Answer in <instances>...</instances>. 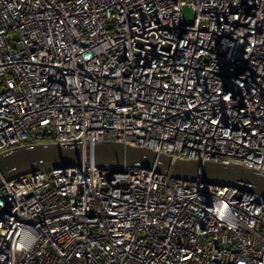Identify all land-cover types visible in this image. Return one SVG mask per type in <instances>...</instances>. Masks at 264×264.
<instances>
[{"label": "built area", "instance_id": "obj_1", "mask_svg": "<svg viewBox=\"0 0 264 264\" xmlns=\"http://www.w3.org/2000/svg\"><path fill=\"white\" fill-rule=\"evenodd\" d=\"M96 141L264 173V0H0V152ZM0 264H264V198L140 166L28 172L0 184Z\"/></svg>", "mask_w": 264, "mask_h": 264}, {"label": "water", "instance_id": "obj_2", "mask_svg": "<svg viewBox=\"0 0 264 264\" xmlns=\"http://www.w3.org/2000/svg\"><path fill=\"white\" fill-rule=\"evenodd\" d=\"M82 163L107 166H140L160 173L202 182L226 184L245 189L264 198V173L239 163L172 159L143 145L121 141H96L80 145L40 142L15 146L0 152V184L18 175L56 167L80 166Z\"/></svg>", "mask_w": 264, "mask_h": 264}, {"label": "rangeland", "instance_id": "obj_3", "mask_svg": "<svg viewBox=\"0 0 264 264\" xmlns=\"http://www.w3.org/2000/svg\"><path fill=\"white\" fill-rule=\"evenodd\" d=\"M193 11L189 5H184L182 7V18L185 22H192L193 20Z\"/></svg>", "mask_w": 264, "mask_h": 264}]
</instances>
